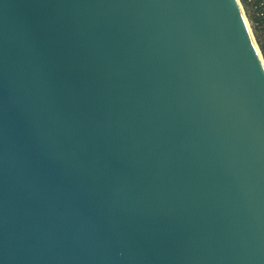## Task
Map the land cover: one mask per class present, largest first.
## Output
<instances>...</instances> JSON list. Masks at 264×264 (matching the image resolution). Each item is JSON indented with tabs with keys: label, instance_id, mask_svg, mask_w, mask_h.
Wrapping results in <instances>:
<instances>
[{
	"label": "water",
	"instance_id": "95a60500",
	"mask_svg": "<svg viewBox=\"0 0 264 264\" xmlns=\"http://www.w3.org/2000/svg\"><path fill=\"white\" fill-rule=\"evenodd\" d=\"M0 264H264L240 0H0Z\"/></svg>",
	"mask_w": 264,
	"mask_h": 264
},
{
	"label": "trees",
	"instance_id": "16d2710c",
	"mask_svg": "<svg viewBox=\"0 0 264 264\" xmlns=\"http://www.w3.org/2000/svg\"><path fill=\"white\" fill-rule=\"evenodd\" d=\"M243 6L245 7L248 16L252 22V28L253 33L256 39V42L258 43V46L263 54L264 57V16L256 15L255 10H252V6L256 5L257 11H263L264 12V4H259L258 0L254 1L251 5L247 3L246 0H241Z\"/></svg>",
	"mask_w": 264,
	"mask_h": 264
},
{
	"label": "built area",
	"instance_id": "2783aa9c",
	"mask_svg": "<svg viewBox=\"0 0 264 264\" xmlns=\"http://www.w3.org/2000/svg\"><path fill=\"white\" fill-rule=\"evenodd\" d=\"M247 1V3H249V5H251L254 1H256V0H246ZM258 2H259V4H261V5H263L264 4V0H258ZM256 5H253L252 6V10H255L256 12H255V14L256 15H261V16H264V12L263 11H257L256 10Z\"/></svg>",
	"mask_w": 264,
	"mask_h": 264
},
{
	"label": "rangeland",
	"instance_id": "374dc122",
	"mask_svg": "<svg viewBox=\"0 0 264 264\" xmlns=\"http://www.w3.org/2000/svg\"><path fill=\"white\" fill-rule=\"evenodd\" d=\"M241 1V0H240ZM241 4H242V2H241ZM242 7H243V10H244V13H245V16H246V19L248 20V23H249V26H250V28H251V30L253 31V28H252V22H251V20H250V18H249V16H248V13H247V11H246V9H245V7L243 6V4H242ZM254 34V33H253ZM255 37V36H254ZM258 44V43H257ZM259 47V46H258ZM260 49V48H259ZM261 51V50H260ZM261 54H262V52H261ZM262 57H263V54H262ZM264 58V57H263Z\"/></svg>",
	"mask_w": 264,
	"mask_h": 264
},
{
	"label": "bare ground",
	"instance_id": "6f19581e",
	"mask_svg": "<svg viewBox=\"0 0 264 264\" xmlns=\"http://www.w3.org/2000/svg\"><path fill=\"white\" fill-rule=\"evenodd\" d=\"M252 33H253V31H252Z\"/></svg>",
	"mask_w": 264,
	"mask_h": 264
}]
</instances>
